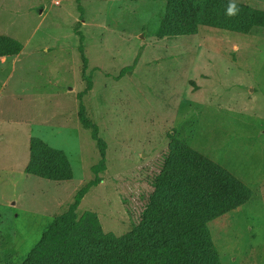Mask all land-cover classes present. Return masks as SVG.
<instances>
[{"label": "rangeland", "instance_id": "374dc122", "mask_svg": "<svg viewBox=\"0 0 264 264\" xmlns=\"http://www.w3.org/2000/svg\"><path fill=\"white\" fill-rule=\"evenodd\" d=\"M225 1L264 15V0ZM165 8V0H0V37L22 45L0 58V264H23L84 187L68 240L131 231L172 141L249 192L208 224L220 264H264V27L161 38ZM80 97L103 157L78 121ZM33 138L63 154L70 180L24 172ZM60 247L40 248V264Z\"/></svg>", "mask_w": 264, "mask_h": 264}, {"label": "trees", "instance_id": "16d2710c", "mask_svg": "<svg viewBox=\"0 0 264 264\" xmlns=\"http://www.w3.org/2000/svg\"><path fill=\"white\" fill-rule=\"evenodd\" d=\"M165 1V15L158 33L161 38L194 36L201 27L241 35L264 27V15L246 5L235 3L239 11L229 16L230 2L225 0ZM77 9L82 10L79 5ZM76 32L82 39L81 32L77 29ZM21 49L17 41L0 37V58L17 56ZM90 85L88 80L87 90ZM77 117L103 157L105 142L89 119L81 97ZM29 154L24 171L27 175L50 181L71 179V170L61 152L47 149L33 138ZM157 169L148 177L151 190L131 231L121 237L80 233L68 240L78 218L79 201L87 190L84 187L76 193L69 209L53 218L38 247L23 264H40L37 254L51 240H58L61 247L48 254L42 252V264H220L208 224L246 204L250 198L247 188L224 168L181 141L170 143Z\"/></svg>", "mask_w": 264, "mask_h": 264}, {"label": "clouds", "instance_id": "9594fccd", "mask_svg": "<svg viewBox=\"0 0 264 264\" xmlns=\"http://www.w3.org/2000/svg\"><path fill=\"white\" fill-rule=\"evenodd\" d=\"M239 9L237 7V5L233 2L230 3L229 8H228V15L232 16V15H236L238 13Z\"/></svg>", "mask_w": 264, "mask_h": 264}, {"label": "water", "instance_id": "95a60500", "mask_svg": "<svg viewBox=\"0 0 264 264\" xmlns=\"http://www.w3.org/2000/svg\"><path fill=\"white\" fill-rule=\"evenodd\" d=\"M146 155H144V154H142V156L141 157H145Z\"/></svg>", "mask_w": 264, "mask_h": 264}]
</instances>
